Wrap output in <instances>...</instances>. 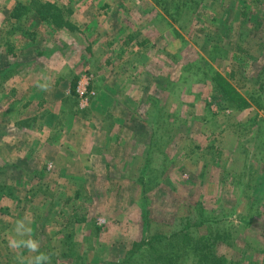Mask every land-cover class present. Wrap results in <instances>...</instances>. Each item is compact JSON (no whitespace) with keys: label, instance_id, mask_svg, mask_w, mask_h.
Returning a JSON list of instances; mask_svg holds the SVG:
<instances>
[{"label":"rangeland","instance_id":"obj_1","mask_svg":"<svg viewBox=\"0 0 264 264\" xmlns=\"http://www.w3.org/2000/svg\"><path fill=\"white\" fill-rule=\"evenodd\" d=\"M30 1L0 0L13 59L77 116L50 162L81 172L67 147L93 142L101 173L74 195L7 131L0 264H264V0H55L72 31L10 19Z\"/></svg>","mask_w":264,"mask_h":264},{"label":"crops","instance_id":"obj_2","mask_svg":"<svg viewBox=\"0 0 264 264\" xmlns=\"http://www.w3.org/2000/svg\"><path fill=\"white\" fill-rule=\"evenodd\" d=\"M41 1L49 2L52 4L55 3L57 5V2L55 0ZM4 20H1L0 22V149H4L3 142L1 141L6 137L5 134L8 131L12 135H14L13 137L8 138H15L16 142L19 141L18 143H20V145L18 146V148L23 150V153L21 154L30 156L31 159L34 158V161L42 160L46 164V168L48 170H50V168H52L53 166L57 168V163L52 162V164L50 162L51 157L49 156L57 153L56 155H58V157H61L62 155L60 153L63 152L65 154L63 148L66 149V145L61 143L63 141L62 138L64 136H68L67 134H71L69 125H67L66 128L64 126V119H69L72 114L71 110H68L66 107V100L69 98L68 89L61 85H58L59 83H52V79L50 83H47L46 80H42V73L46 71L44 69L45 67H47V65L43 62L36 61L39 59H35V61L25 60L23 62H21V60L13 59L14 54L21 53L20 49H23V51L25 52H27L28 50H24L27 47L26 45H19L14 48L13 42H8V40H6V34L8 33L9 36V32L12 31H8L5 28V23H2ZM25 33V35L30 38L31 41V38L35 37L36 32ZM6 50L10 52L12 57V60L9 63L11 64L13 63V61H15V65H13L12 70L14 69L18 72L21 68H27L33 71L37 70L36 74L38 76L36 78L27 77L25 81L15 79V82L13 83V85H11V87L7 80V77H9L10 75H5L6 62L4 56ZM29 56H31L30 58L32 59V55ZM44 89L45 94H43ZM45 98H48L47 101L51 102L49 105L46 104L47 102L45 101ZM72 115L73 119L74 117H77L74 113ZM26 134H37V139L27 143V140L25 138H27L28 136ZM77 143L75 145L67 147L70 148V151L74 152V154L71 153L69 158L75 160L77 159V162L85 160L84 162H82V164H85V166L81 168V172L80 170H77L79 172L75 174L71 171L69 172L68 167H65V163L62 162L60 168L61 170L57 168L58 171L55 180H65L72 182L75 187H78V190L77 188L73 190L74 195L79 196L82 193L81 196H83V185L86 179V175L95 176V174L97 173L99 176V174L101 173L98 171V169L96 170L94 166L89 168L86 165L92 163L97 166L98 157L100 156L97 153L98 151L95 152V150L98 149V145L95 144L94 147L91 146L93 145V142L90 143L88 147L86 142H83L81 144ZM89 158L91 161L87 163L86 160H88ZM47 163L51 164L52 166L48 165ZM9 165H11V163L2 161L0 159V179L5 178ZM37 167L39 168V165H37ZM50 175L51 177L54 176L53 173H51ZM68 175H70V177Z\"/></svg>","mask_w":264,"mask_h":264},{"label":"trees","instance_id":"obj_3","mask_svg":"<svg viewBox=\"0 0 264 264\" xmlns=\"http://www.w3.org/2000/svg\"><path fill=\"white\" fill-rule=\"evenodd\" d=\"M35 15L37 20L42 23L51 25L57 30H76V27L65 18L62 10L56 5L49 2H40L37 0H31L29 3H19L13 9L10 19L20 20L24 14ZM195 255L201 256L203 251L200 249L194 250ZM221 262L215 261L214 264H220Z\"/></svg>","mask_w":264,"mask_h":264}]
</instances>
